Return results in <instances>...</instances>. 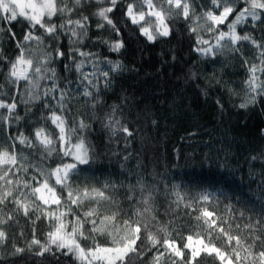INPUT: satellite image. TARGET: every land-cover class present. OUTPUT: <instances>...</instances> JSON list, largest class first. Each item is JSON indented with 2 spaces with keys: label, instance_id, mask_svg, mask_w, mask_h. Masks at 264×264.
<instances>
[{
  "label": "snow or ice",
  "instance_id": "6c2138e0",
  "mask_svg": "<svg viewBox=\"0 0 264 264\" xmlns=\"http://www.w3.org/2000/svg\"><path fill=\"white\" fill-rule=\"evenodd\" d=\"M91 8L97 30L114 34L94 41L110 53L124 49L121 32L129 24L155 43L183 20L194 52L213 62L227 54L240 58L248 73L240 108L264 99V34H254L264 33V0H0V34L17 53L7 57L0 45V264H15L26 252L74 264H202L205 258L264 264V202L229 196L227 178L209 185L212 191L193 193L144 178L131 165L124 181H101L92 171L99 156L89 139L94 125L108 134L109 148L123 143V152L112 156L132 163L135 129L126 102L102 98L127 66L83 50L91 27L84 13ZM117 12L125 23L114 19ZM20 23L22 35L14 31ZM58 61L67 75L58 74ZM79 103L83 114L74 111ZM22 122L31 130H21ZM259 187L264 201V173ZM161 197L167 221L160 219ZM220 197L227 201L223 211ZM181 215L189 220H178ZM40 225L47 228L43 241ZM25 231V246L13 243L26 239Z\"/></svg>",
  "mask_w": 264,
  "mask_h": 264
},
{
  "label": "trees",
  "instance_id": "16d2710c",
  "mask_svg": "<svg viewBox=\"0 0 264 264\" xmlns=\"http://www.w3.org/2000/svg\"><path fill=\"white\" fill-rule=\"evenodd\" d=\"M95 11L91 8L84 13L89 16L91 27L90 40L84 42L83 50L120 60L127 66V70L116 78L114 88L102 98L108 104L126 102L129 127L135 129L129 144L135 160L132 163V160L112 156L113 151L123 152V143L119 146L113 143L109 148L108 134L99 125L93 126L95 131L89 139L99 153L92 168L97 178L124 181L125 173L131 176L128 167L131 165L144 178L151 176L166 185H182L183 191L193 193L227 178L231 182L229 196L235 194L245 203L249 200L264 202L259 187L264 173V156L261 155L264 153V99L246 108L239 107L245 94L243 82L248 77L240 58L227 54L218 56L213 62L194 52V38L186 31L183 20L172 25V36L155 43L148 42L138 34L135 26L129 24L121 32L124 49L120 53H110L107 48L94 43L97 37L109 41L115 38L109 31L97 30V20L92 15ZM114 19L125 23L119 12ZM23 28V23L16 24L14 31L22 35ZM254 34L264 33L257 29ZM0 45L7 57L14 58L17 54L14 43L3 34H0ZM243 51L251 62V50L245 48ZM56 70L58 74H68L59 61ZM74 111L85 113L84 104H75ZM21 130L31 129L22 122ZM253 156L257 159L252 160ZM215 187L219 189L222 185ZM208 190L213 189L208 187ZM113 195L123 200L122 194ZM220 200L219 210L223 211L227 201L224 197ZM157 207L162 221L170 219L168 202L163 197ZM177 219L189 220L183 215ZM19 227H26L23 221ZM46 232L47 228L40 225L37 237L43 241ZM25 238L15 239L13 243L24 247L30 239L28 231H25ZM15 264H74V261L64 256L33 257L26 252L15 258ZM202 264L214 262L205 258Z\"/></svg>",
  "mask_w": 264,
  "mask_h": 264
}]
</instances>
